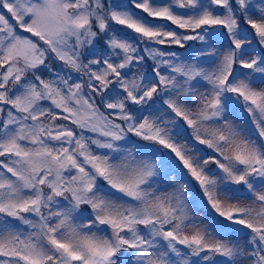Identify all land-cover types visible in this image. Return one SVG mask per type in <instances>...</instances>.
<instances>
[{
	"label": "snow or ice",
	"instance_id": "1",
	"mask_svg": "<svg viewBox=\"0 0 264 264\" xmlns=\"http://www.w3.org/2000/svg\"><path fill=\"white\" fill-rule=\"evenodd\" d=\"M0 264H264V0H0Z\"/></svg>",
	"mask_w": 264,
	"mask_h": 264
},
{
	"label": "rangeland",
	"instance_id": "2",
	"mask_svg": "<svg viewBox=\"0 0 264 264\" xmlns=\"http://www.w3.org/2000/svg\"><path fill=\"white\" fill-rule=\"evenodd\" d=\"M237 123H242V120H237ZM201 215H202V213H201Z\"/></svg>",
	"mask_w": 264,
	"mask_h": 264
}]
</instances>
